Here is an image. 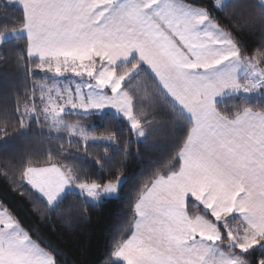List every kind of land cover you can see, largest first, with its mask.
<instances>
[{
    "label": "snow or ice",
    "instance_id": "6c2138e0",
    "mask_svg": "<svg viewBox=\"0 0 264 264\" xmlns=\"http://www.w3.org/2000/svg\"><path fill=\"white\" fill-rule=\"evenodd\" d=\"M5 3L20 14L0 24V46L23 40L17 66L26 60L32 81L23 111L17 101L21 127L35 120L57 140L66 135L69 148L107 144L106 159L123 143L126 159L120 123L144 141L170 126L166 155L134 188L104 264H264V0ZM252 29L260 38L249 47L239 33ZM144 97L150 112L139 108ZM109 112L118 124L99 135L66 119ZM4 167L41 223L67 228L87 219L70 196L99 206L126 180L122 168L94 177L51 152ZM0 209V264H62L39 228Z\"/></svg>",
    "mask_w": 264,
    "mask_h": 264
},
{
    "label": "trees",
    "instance_id": "16d2710c",
    "mask_svg": "<svg viewBox=\"0 0 264 264\" xmlns=\"http://www.w3.org/2000/svg\"><path fill=\"white\" fill-rule=\"evenodd\" d=\"M18 8H12L0 0V24L14 21L19 16ZM240 39L249 47H253L259 40L257 29L244 30L239 33ZM23 40L13 41L0 46V203H3L23 223L33 230L39 228L36 235L45 243L51 242L59 248L62 264H104L112 246V237L116 231L127 222L130 216V200L134 194V188L142 177L147 176L154 163L166 155V146L169 144V127L158 126L157 130L147 141L132 136L125 123H120L122 140H129L130 152L124 157V144L109 148L108 158H105L104 149L107 144L98 143L90 146L74 143L68 147V137L62 135L57 140L49 135L47 127L41 128L32 120L25 119L27 127H21L20 116L16 110L19 98L20 110L23 111L24 94L26 88L32 87L31 79L26 83L25 61L17 66V59L25 56ZM42 73H37L36 79H42ZM136 86V82H133ZM39 90L37 89V93ZM142 97L143 93L140 94ZM140 110L151 111V101L144 97L137 101ZM114 113L107 115L95 114L87 119L70 116L66 119L79 121L85 125H95L97 135L104 133L110 125H117L113 119ZM4 132L8 135L5 136ZM61 144L64 145L61 155ZM87 147V154L83 149ZM77 148L81 150L78 152ZM69 166H78L90 175L107 178L109 172L117 168L123 169L126 177L123 191L118 198H106L99 206H93L91 202H83L81 198L70 196L66 204L74 206V211L83 212L87 216H78L76 223L67 228L63 224L41 223L37 212L33 207V201L22 195L24 189L12 184L10 178H5L4 161L7 159L13 166L18 165L21 159L30 157L46 158L48 153ZM101 163L98 164L97 160ZM103 164V170H101ZM86 210V212L84 211ZM55 228V230H53Z\"/></svg>",
    "mask_w": 264,
    "mask_h": 264
},
{
    "label": "rangeland",
    "instance_id": "374dc122",
    "mask_svg": "<svg viewBox=\"0 0 264 264\" xmlns=\"http://www.w3.org/2000/svg\"><path fill=\"white\" fill-rule=\"evenodd\" d=\"M37 95H39V92L37 93ZM140 139H143V138H140Z\"/></svg>",
    "mask_w": 264,
    "mask_h": 264
},
{
    "label": "crops",
    "instance_id": "0c3cea01",
    "mask_svg": "<svg viewBox=\"0 0 264 264\" xmlns=\"http://www.w3.org/2000/svg\"><path fill=\"white\" fill-rule=\"evenodd\" d=\"M0 211H2V209H0Z\"/></svg>",
    "mask_w": 264,
    "mask_h": 264
}]
</instances>
